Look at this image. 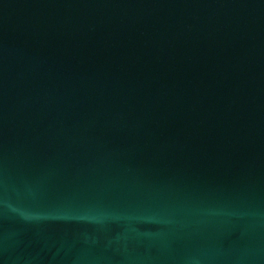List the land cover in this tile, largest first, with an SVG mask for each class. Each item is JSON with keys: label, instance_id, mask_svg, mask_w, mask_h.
I'll list each match as a JSON object with an SVG mask.
<instances>
[{"label": "water", "instance_id": "obj_1", "mask_svg": "<svg viewBox=\"0 0 264 264\" xmlns=\"http://www.w3.org/2000/svg\"><path fill=\"white\" fill-rule=\"evenodd\" d=\"M0 264H264V0H0Z\"/></svg>", "mask_w": 264, "mask_h": 264}]
</instances>
